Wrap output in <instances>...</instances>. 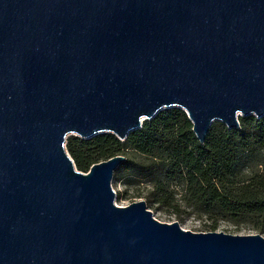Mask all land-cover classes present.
I'll list each match as a JSON object with an SVG mask.
<instances>
[{
    "label": "water",
    "instance_id": "95a60500",
    "mask_svg": "<svg viewBox=\"0 0 264 264\" xmlns=\"http://www.w3.org/2000/svg\"><path fill=\"white\" fill-rule=\"evenodd\" d=\"M177 107L264 116V0H0V264H264V235L194 232L115 203L116 155L66 148Z\"/></svg>",
    "mask_w": 264,
    "mask_h": 264
},
{
    "label": "trees",
    "instance_id": "16d2710c",
    "mask_svg": "<svg viewBox=\"0 0 264 264\" xmlns=\"http://www.w3.org/2000/svg\"><path fill=\"white\" fill-rule=\"evenodd\" d=\"M228 129L215 121L204 143L181 108L161 110L125 140L113 133L88 139L68 136L66 148L76 167L88 172L95 163L116 155L126 160L115 170V182L147 181L151 202L185 205L213 221L250 223L264 232V116L239 118Z\"/></svg>",
    "mask_w": 264,
    "mask_h": 264
},
{
    "label": "rangeland",
    "instance_id": "374dc122",
    "mask_svg": "<svg viewBox=\"0 0 264 264\" xmlns=\"http://www.w3.org/2000/svg\"><path fill=\"white\" fill-rule=\"evenodd\" d=\"M113 188L116 191L115 203L119 206H126L138 200H145L147 207L153 211L154 217L162 222H179L181 227L194 232L222 231L230 234H255L261 232L255 229L250 223L234 224L228 221H220L216 230L211 229L213 221L208 220L205 215L187 209L185 205L173 208L151 202L147 197L150 191V183L147 181H128L124 178L115 182L112 181Z\"/></svg>",
    "mask_w": 264,
    "mask_h": 264
}]
</instances>
